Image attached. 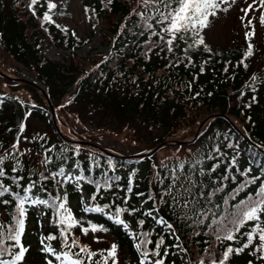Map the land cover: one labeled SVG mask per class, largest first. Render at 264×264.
Masks as SVG:
<instances>
[{"label": "snow or ice", "instance_id": "1", "mask_svg": "<svg viewBox=\"0 0 264 264\" xmlns=\"http://www.w3.org/2000/svg\"><path fill=\"white\" fill-rule=\"evenodd\" d=\"M114 4L115 0H107L105 8L111 11ZM234 4L235 0H136L135 5H125L116 35L130 37L145 60L153 54L163 56L165 69L198 68L194 81L218 55L206 42V29ZM27 8L46 30L47 25H54L67 34L68 26L54 19L64 14L56 0H29ZM257 10L259 24L264 26V0H250L240 17L247 46L238 64L245 68L253 54ZM97 11L84 6L89 18ZM71 35L76 34L72 31ZM113 51L110 48L93 69L113 62ZM223 71L228 72L227 63ZM249 81L247 87L253 93L249 99L255 103L264 77L253 72ZM132 82L136 85L137 78ZM180 84L186 89L193 86L191 81ZM247 119L252 122L251 117ZM25 129L22 119L11 143L0 144V205L8 206L4 209L8 218L0 220V264H27L31 245L22 237L30 209L44 217L38 223L53 226L46 235L40 233L42 264H120L118 243L94 251L74 231L78 227L85 235L90 230L108 232V222L131 240L135 250L132 264H232L245 250L254 258L246 264H264V141L252 140L246 128L239 135L234 127L216 130L204 143L190 147L185 157L153 162L148 187L135 193L136 202L131 194L138 162L128 165L125 184L121 175L124 163L102 162L99 155L87 153L85 167L80 144L57 148L43 134L24 135ZM21 140L27 143L21 145ZM85 184L92 186L90 193ZM70 190L79 192V215L71 206ZM85 214H99L104 222Z\"/></svg>", "mask_w": 264, "mask_h": 264}, {"label": "trees", "instance_id": "2", "mask_svg": "<svg viewBox=\"0 0 264 264\" xmlns=\"http://www.w3.org/2000/svg\"><path fill=\"white\" fill-rule=\"evenodd\" d=\"M19 1L23 2L25 9L17 3V0H0V50L3 55L0 65L9 69L11 74L14 73V69L18 68L28 70L35 79L47 87L46 93L55 107L61 105L63 99H67L70 93H75V96L68 98L80 109L84 118L90 115L95 117L102 115L113 122L130 125L128 129L132 133L141 132L140 139L144 140L142 144L150 147L172 138L184 139L185 133H180L186 129H196L202 121L208 123L204 122L195 145L197 142L204 143L212 132L231 127L238 130V135L239 130L246 128L252 140L264 141V84L259 86L255 93L256 100H259L256 104L249 99L253 93L247 87V83L250 82L249 77L253 72L258 77H264V61L253 63L257 47H253V54L247 59L248 67L245 68L238 64L247 46L245 41H241L242 39H240V43L228 50L210 45L218 55H214L207 70L192 81L198 68L178 66L165 69L163 64L167 61L163 56L153 54L151 59L145 60L136 46L132 44L130 37L123 34L116 35L120 31L125 5L136 4V0H118L111 11L106 9L107 14L104 19V24H107L110 29L109 33L113 34V38L115 37V39H109L110 48L114 49L112 52L113 62H105L99 68L93 69V65L99 64L103 59L102 53L94 52L92 55L87 53L86 57H80L74 53V50L89 42L90 35L79 37L75 33L76 35L72 36V29L68 28L66 34L54 25H47L48 30H46L41 26L38 16H34L28 10L29 0ZM106 4L102 3L101 6L95 4L93 7L97 8V13H99V9L105 8ZM108 19L113 20L109 23ZM137 39H141V37H137ZM44 40L70 49V55L65 56L62 61L46 58L41 53ZM122 49L121 56L117 57L116 53ZM199 59L200 54L197 55V61ZM225 63L228 64V72L223 71ZM113 77H115V83ZM133 77L137 78L136 85H133ZM189 81L193 85L191 89H186L180 84V82ZM8 82L11 83L10 80ZM26 87L30 89L31 96L38 103H44L41 93L29 84ZM14 93L17 96L12 92L0 90V144L4 145L10 144L12 141V131L8 132L7 129L14 127L16 118L22 113L21 108L14 110L6 102V94L14 96L21 106L25 104L24 109L34 107L24 100L25 97L17 92ZM195 93H199V95L196 96ZM208 93H212V95H208ZM159 97H165V99L160 100ZM248 104H251V107H246ZM247 117H251L252 122H249ZM32 118H38L47 127L51 126L43 115L37 113ZM118 124L113 123L110 126L113 130H109L113 133L116 132ZM110 135L113 134L110 133ZM46 137L57 148L62 145L72 146L55 132ZM241 139L243 140L242 137ZM189 145L184 143L177 145L176 148L185 149V146ZM93 149L81 146V159L85 167L87 166L85 154L92 153ZM244 150L247 151L246 145H244ZM185 152L187 155L189 147ZM35 153L34 145V156H36ZM100 157L102 162L108 160L104 156ZM152 159L153 157H145L138 163V167L143 164L147 172L138 173L131 194L132 202L139 199L135 195L137 191H145L148 187L150 173L153 171L151 168ZM122 161H117V164L124 163V167L127 169L129 164L137 166V161L134 159ZM245 163L246 160L242 159L241 164ZM121 175L126 184L127 173L121 172ZM141 177L143 178L141 179ZM138 181L143 183L137 184ZM84 186L87 190L92 188L87 184ZM250 187L254 189L256 185ZM7 207L0 205V220L8 218V213L4 211ZM119 240L127 241L126 238ZM248 259L254 258L249 256L245 250L233 258L232 264H246Z\"/></svg>", "mask_w": 264, "mask_h": 264}, {"label": "rangeland", "instance_id": "3", "mask_svg": "<svg viewBox=\"0 0 264 264\" xmlns=\"http://www.w3.org/2000/svg\"><path fill=\"white\" fill-rule=\"evenodd\" d=\"M59 3L65 1V0H56ZM231 2V0H229ZM250 2V0H235V4L233 7L227 12L223 13L219 16L218 19H215L214 22L206 29V40L215 45L220 47H225L232 45L235 42V37H238L237 34L234 32L236 31L238 34L243 29V25L241 23L240 17L243 15L242 9L243 7H246L247 4ZM69 8L72 13V17L70 19H67L66 22L71 24L73 27H76L78 32L80 34H83V32L86 30L85 22L83 20V14L81 13V7L80 3L77 0H71L69 3ZM113 19H108L107 21L109 23L112 22ZM262 26L259 24L258 20V10H257V17L255 21V31L257 32ZM245 28V27H244ZM109 29L108 25H104L102 27L103 32H107ZM106 38L103 36H100V32L96 30L95 35L93 36L92 41L85 46L84 48L77 51V54L80 57H86V53L92 52V50L95 51H101L103 53H106V48L104 45L106 43ZM43 52L45 55L51 59H62L63 55L67 53V51L56 49L51 45L45 44L43 47ZM94 52V51H93ZM19 75L27 76L24 72H21ZM49 117V116H48ZM116 124V122H113L109 118H104L102 115L98 117H89L88 119L83 120L82 124L76 123L75 121L67 120L68 126L76 132H88L90 133V127H103L106 125L108 128L112 124ZM86 127H85V126ZM64 126V130L69 132V127ZM34 131H46L47 128H44L41 126L40 123H36L33 125L32 128ZM62 129V126H61ZM84 134V133H83ZM72 135V134H71ZM104 136L107 138V143L114 144V147L119 145L120 149H124L122 144H119L118 142L110 139L105 133ZM90 138L95 137V135H90ZM37 216L39 217L40 214L36 211ZM49 226L47 223H41L39 225L31 224L28 227V232L26 233L24 239L26 241H29L31 247L35 244H37V241L40 240V233L43 231V228ZM36 233V234H35ZM101 240H98L99 242ZM40 245H37L35 248H32L35 252H39ZM27 264H31L30 261H27ZM35 264H42L40 262H37Z\"/></svg>", "mask_w": 264, "mask_h": 264}]
</instances>
